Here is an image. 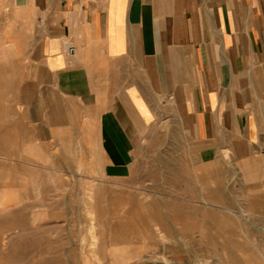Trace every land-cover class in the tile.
<instances>
[{
    "label": "crops",
    "instance_id": "0c3cea01",
    "mask_svg": "<svg viewBox=\"0 0 264 264\" xmlns=\"http://www.w3.org/2000/svg\"><path fill=\"white\" fill-rule=\"evenodd\" d=\"M0 24L4 92L24 61L0 173L37 176L28 198L44 201L51 174L123 180L136 153V184L209 199L187 185L204 168L214 216L234 198L264 216V0H0Z\"/></svg>",
    "mask_w": 264,
    "mask_h": 264
},
{
    "label": "rangeland",
    "instance_id": "374dc122",
    "mask_svg": "<svg viewBox=\"0 0 264 264\" xmlns=\"http://www.w3.org/2000/svg\"><path fill=\"white\" fill-rule=\"evenodd\" d=\"M27 48L31 55L35 42L29 40ZM19 58H14L12 89L4 92L0 80V121L6 123L19 111ZM205 170L193 167L197 182L187 185L190 196L209 199L181 198L180 189L162 177L136 184V153L132 171L123 180L46 175L45 183L50 179L52 184L44 185V201L28 198L30 188L37 197V176L28 177L31 183L20 177L11 184V178L0 173V264H164L163 258L171 264H264V216L248 211L249 201L242 198L221 201L226 208L220 216L209 214L214 183ZM236 187L227 190L235 195ZM50 189L61 194L60 201L52 198ZM42 202L45 212L59 203L61 215L36 214Z\"/></svg>",
    "mask_w": 264,
    "mask_h": 264
},
{
    "label": "bare ground",
    "instance_id": "6f19581e",
    "mask_svg": "<svg viewBox=\"0 0 264 264\" xmlns=\"http://www.w3.org/2000/svg\"><path fill=\"white\" fill-rule=\"evenodd\" d=\"M232 171V170H231ZM235 171H237L236 169H235ZM234 171V175H235V172ZM207 173V172H206ZM203 174V173H202ZM199 177V176H198ZM235 177H236V175H235ZM224 187H226V186H224ZM227 187H228V185H227ZM231 187V186H230ZM197 188V187H196ZM195 188V189H196ZM234 190V189H233ZM212 191H213V195H214V197L216 196V195H218L217 193L219 192V183H214V187H213V189H212ZM227 191V190H226ZM227 192H229V191H227ZM232 192V191H231ZM207 196V195H206ZM221 197V196H220ZM218 202H220V200H217ZM253 205V204H252ZM230 208V207H229ZM244 208V207H243ZM179 209V208H178ZM229 210V209H228ZM155 211V210H154ZM234 211V210H233ZM235 212V211H234ZM208 213L209 214H211L212 216L214 215L213 214V210H208ZM156 214V213H155ZM154 214V216H156ZM199 214H201V212H199ZM243 214V213H242ZM198 216V215H197ZM220 216V215H219ZM215 217V216H214ZM236 217V216H235ZM202 218V217H201ZM203 218H205V217H203ZM237 218V217H236ZM207 220V219H206ZM196 221V220H195ZM198 221V220H197ZM205 221V220H204ZM203 221V222H204ZM194 222V221H193ZM206 223V222H205ZM210 223V222H209ZM238 223V222H237ZM239 224V223H238ZM213 225H216V220H215V218H214V220H213ZM169 229V228H168ZM170 230V229H169ZM178 241H180V240H178ZM95 244V243H94ZM107 256V255H106ZM162 261H163V263L164 264H171V261L169 260V259H167V258H163L162 259ZM174 263V262H173ZM106 264H109V262L108 263H106Z\"/></svg>",
    "mask_w": 264,
    "mask_h": 264
}]
</instances>
